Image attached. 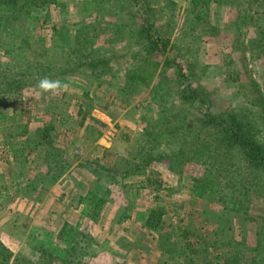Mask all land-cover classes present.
I'll return each mask as SVG.
<instances>
[{"label": "rangeland", "instance_id": "rangeland-1", "mask_svg": "<svg viewBox=\"0 0 264 264\" xmlns=\"http://www.w3.org/2000/svg\"><path fill=\"white\" fill-rule=\"evenodd\" d=\"M248 3L264 17V0L213 4L215 37L188 21L191 0H39L22 14L0 5L18 19L1 40L16 57L1 51L0 74L69 65L58 35L81 26L99 34L81 48L89 60H110L98 68L103 78L80 67L51 79L61 90L0 82V247L11 255L0 264L67 263L48 261L49 248L67 250L70 264H264V172L248 175L237 148L225 159L227 143L213 141L224 127L210 123L215 113L251 123L264 150V55L253 45L263 24H234ZM148 36L169 40L167 53L149 57ZM22 37L32 39L26 48ZM197 134L217 153L205 152L202 165L188 151ZM46 153L60 155L47 164ZM153 154L161 161L142 164ZM240 178L252 201L236 212L210 194L211 181L231 195ZM96 198L106 200L98 209Z\"/></svg>", "mask_w": 264, "mask_h": 264}, {"label": "trees", "instance_id": "trees-1", "mask_svg": "<svg viewBox=\"0 0 264 264\" xmlns=\"http://www.w3.org/2000/svg\"><path fill=\"white\" fill-rule=\"evenodd\" d=\"M25 2L26 5L21 4L20 2ZM39 0H0V5L1 4H12L15 5H19V7L15 10L17 13L22 14V8L24 7H31L33 5L36 4V2ZM235 2H237V0H191V8L188 10V17L192 16V18H194L193 20L190 18H188V21H191V23L195 24V25H200L203 24L206 26V28L204 29L205 34L208 36H212L215 37L219 34L220 32V28L218 26H216L215 24H212V26L210 25L208 19L209 18H213L211 17L213 9L212 6L213 4L217 5L218 7H221L222 5H230V4H235ZM46 4H48V1H45ZM44 2H41V6L44 7ZM253 3V2H252ZM252 3H248L249 5H247V8L245 10H242V6L240 7L239 5H237V10L239 11V16L237 21L234 23L236 26H238L239 28H242L243 26H245L246 24H248L249 22L251 23H257V25H261L259 26L261 28L260 31H258V35L257 37L254 39V46L255 48H258L260 50V55H264V17L257 20L254 17V14L252 13L255 12L254 11V5H252ZM244 9V8H243ZM0 57H1V51L4 50L3 53H7L9 57H12V59H15V55H12V49H4L2 48L1 45V40L3 39L4 36H12L13 33V28H14V23L18 21L17 18H13V15H9L7 13L3 14V11L0 13ZM214 15H219L218 12H214ZM14 20V22H13ZM213 20V19H212ZM214 21V20H213ZM254 25V24H253ZM23 28V27H22ZM66 29V28H63ZM94 31L93 30V26H81L79 28H77L76 31V35L71 36V37H66L64 35L59 34L58 35V39L59 42L61 43V54H59V59L61 61H66L68 59L69 61V65H65L63 63H56L54 64L53 68L50 69L49 71H46V69L43 68H38V66H34L32 67V70H34L33 72H27L25 73H20L17 75H12V76H6L3 74H0L2 77H0V82L4 81L6 82V84L8 85L9 89L12 87L11 86V82H19L20 84L18 85L19 88L24 87V82H39L42 78H49L54 79V78H64L65 75L70 74L74 71H77L78 68H85L88 70H91L94 74L95 77L98 78H103V76L106 74L101 73L98 71V68L100 66H102V59L98 58L99 61H95V60H89V56L86 52H84L83 50H81V48H85L86 46H93L96 43V40L98 39L97 36H99V34L97 32H91ZM70 38V39H69ZM23 39V40H22ZM22 39L20 38L19 40L22 41L21 44H23L25 46V48L27 47V45L29 44L28 42H31V38L24 40V38L22 37ZM73 39V41H72ZM16 40V39H15ZM29 40V41H28ZM147 45H148V55L149 57L154 58L155 56H158L162 53L166 54L168 51V46H170V41L169 40H162L161 38V42L155 41L153 36H148L147 38ZM73 46V47H72ZM4 47V46H3ZM20 49V47H19ZM43 56L45 55V52H42ZM19 55V54H18ZM20 56V55H19ZM23 57V56H21ZM19 59H21L20 57H17ZM24 58V57H23ZM87 59L88 62H85ZM105 61V60H104ZM108 62L102 66L103 67H107V65L109 64L110 60H107ZM81 63V66L78 65V63ZM53 63V62H52ZM51 61L47 62V66L46 67H51L52 66ZM51 64V66H50ZM62 64V65H61ZM73 65V66H71ZM1 67V65H0ZM225 67H229V64L225 65ZM224 67V68H225ZM31 70V71H32ZM227 78L230 79V76L232 75L230 72H227ZM32 79V80H31ZM11 81V82H10ZM196 92H194L192 94L191 98H195V100H199L201 101V103L204 106H208L209 105V100L207 98L204 99H200L199 97L195 96ZM212 118L210 119V123L215 126H220L224 127V129H222V131H218V135L216 136V138H214L213 136V141L214 142H219L221 144H223V142H226L227 144H223L228 148V153H226V155H224V158H228L226 156H228L229 152L231 150H233V148H237L239 149L245 156L246 161H247V168L245 169V171L247 172L248 175L254 174V171H258L257 175L261 176V172H264V150L261 146L258 145L257 141H256V135L257 132L254 128V126L251 123H243L240 122V120L238 118L234 119L232 118V115L230 116H225L223 113L218 114H212ZM209 118V117H208ZM25 128V127H24ZM198 134L196 135V138L194 137L193 142L190 144V147L188 146V151L189 152H194L192 154V159L191 161H195L197 164H203V160H204V155L205 152L208 155V158L212 155L217 156V153L215 151V149L211 150L208 146H205V144H203V146L201 144H198V140H197ZM42 138L49 139V134L45 133L44 137L42 136ZM44 141V140H43ZM45 143V142H43ZM49 144L53 145V141H49ZM207 150V151H206ZM55 154L60 155L59 153H54V154H48L46 153L44 156L45 159V163L49 164L52 163V160H54V156ZM154 154L152 155H148L147 157H141L142 159V164H153L156 162H159L161 160H156V158H154ZM160 156V155H157ZM190 156V155H189ZM188 156V158H189ZM182 158V156H181ZM58 159V158H57ZM221 159H223L222 157L219 159L221 161ZM218 160V164L220 163V161ZM205 161V160H204ZM148 162V163H146ZM67 167V166H66ZM64 167H62L63 169ZM131 169V168H130ZM127 170L126 172H124V176H129L131 175V173L133 172V169L131 170ZM141 169V168H140ZM144 168H142L143 170ZM66 170V169H65ZM139 171L138 169H135ZM140 173V171H139ZM240 176V174H239ZM60 176L54 177L53 181H58L60 179ZM240 183H236L234 182L232 185L235 187L234 190L232 191L231 195H226L225 194V190L228 189V185L226 184L224 186L223 184V180L222 179H218L217 181L212 180V188L210 190V194H218V203L221 204V201H223V203L225 205H227L226 207H228L231 211H236L238 212L240 209L243 208V206L245 207H249L248 204L251 203L252 199L251 197H246V193L248 192V188L244 185L243 181L241 180V178L239 179ZM230 183V182H229ZM210 184V183H209ZM223 184V185H222ZM231 184V183H230ZM196 190V189H195ZM197 196H199V198L202 197V193L198 190L197 192ZM246 197V198H245ZM105 198H96L95 202L93 203L95 208L98 209L102 206V204L105 203ZM97 214V213H96ZM92 217H95V214H93ZM260 234V232L258 233ZM69 236V233L66 232V228L62 231L61 233V238L64 239L65 244L69 245L70 244V240L74 241V236H69L70 238L66 239L65 238ZM73 237V238H72ZM52 254H50L46 259L48 261L52 262H56L58 261V257H62V258H66L67 259V263H63V264H70L71 261H69L68 259L70 258V256H66V251H63V255L60 253V251H58L57 249L53 250L51 248H49ZM44 254V253H43ZM65 255V256H64ZM11 255H8L7 252H5V250L0 247V257L1 258H5V261H7L10 258ZM70 262V263H69Z\"/></svg>", "mask_w": 264, "mask_h": 264}, {"label": "clouds", "instance_id": "clouds-1", "mask_svg": "<svg viewBox=\"0 0 264 264\" xmlns=\"http://www.w3.org/2000/svg\"><path fill=\"white\" fill-rule=\"evenodd\" d=\"M38 87L42 91L48 92L50 90H61L64 85L60 81H52L49 78L45 77L39 81Z\"/></svg>", "mask_w": 264, "mask_h": 264}]
</instances>
